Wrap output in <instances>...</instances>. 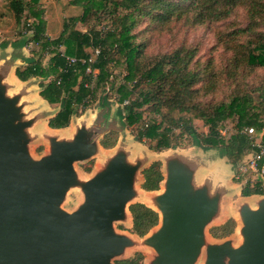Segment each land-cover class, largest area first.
Wrapping results in <instances>:
<instances>
[{"label":"trees","instance_id":"trees-1","mask_svg":"<svg viewBox=\"0 0 264 264\" xmlns=\"http://www.w3.org/2000/svg\"><path fill=\"white\" fill-rule=\"evenodd\" d=\"M65 1L80 8L81 14L64 19L54 38L45 34L43 0L6 2L18 37L12 48H25L32 42L29 57L22 59L24 65L15 69V76L21 82L39 79V97L58 106L48 120L49 128H67L72 118L80 117L95 104L108 115L112 95L120 125L134 132L135 140L150 151L180 148L185 136L192 146L216 151L239 174L242 164L257 152L256 142H264V79L256 85L250 83V78L264 69V32H255L256 26L264 24V0ZM239 9L247 14V26L217 39L223 51L220 64L214 59L203 61L196 48L183 44L142 61L149 44L144 38L149 33L207 27L225 21ZM145 20L147 27L137 33L138 24ZM78 24L84 30L77 29ZM7 46L0 42L1 49ZM94 48H99L100 54L89 64L87 59ZM67 59L76 62L68 65ZM118 65H124L127 72L120 81L112 72ZM89 66L97 71L95 77L86 74ZM199 121L207 132L195 129ZM229 123L234 126L232 132L227 131ZM105 125L100 146L113 149L119 133L113 125ZM248 128H253L252 136L244 132ZM160 166V162H154L144 170L143 190H159ZM84 171L89 173L91 169ZM236 181H245L242 197L264 195V178L241 175ZM129 212L132 232L139 237L158 224L157 213L144 205L133 204ZM234 227L230 218L209 233L223 239L233 233ZM141 260L142 255L136 254L116 264H141Z\"/></svg>","mask_w":264,"mask_h":264},{"label":"water","instance_id":"water-1","mask_svg":"<svg viewBox=\"0 0 264 264\" xmlns=\"http://www.w3.org/2000/svg\"><path fill=\"white\" fill-rule=\"evenodd\" d=\"M0 74V264H112L132 238L113 225L126 218L123 207L135 195L134 176L140 166L118 150L101 172L79 179L75 164L97 151L98 128L80 126L71 141L50 140V152L32 158L22 121L19 96L5 95ZM164 191L154 198L159 229L142 240L155 251L149 264H195L204 248V264H264V200L258 210H240L242 242L229 239L206 243L205 228L215 216L220 193L209 197L193 189L192 173L178 159L166 163ZM79 188L83 200L70 212L61 204ZM155 230V231H154ZM221 243V244H220ZM227 258V262H225Z\"/></svg>","mask_w":264,"mask_h":264},{"label":"rangeland","instance_id":"rangeland-1","mask_svg":"<svg viewBox=\"0 0 264 264\" xmlns=\"http://www.w3.org/2000/svg\"><path fill=\"white\" fill-rule=\"evenodd\" d=\"M6 2L8 0H0V41H7L8 43H13L18 39V37H15L16 30H14V21L11 17L8 16L7 14V8H6ZM43 5L45 8V14L44 17L46 19V32L45 34L50 37L54 38L56 37L59 32L61 31V26L63 20H67L70 17H78L81 14V9L77 7H72L66 2L65 0H43ZM30 23V20L29 22ZM248 23V18L247 14L242 10L239 9L237 12L226 19L225 21L219 22L214 25H209V26H203V27H197L194 29H182L180 31L176 30H169L165 31L163 33H149L144 39V41L148 42L149 44L146 45V49L144 50L143 53V58L142 61H147L153 57L156 56H161L165 53L171 52L175 47L181 46L182 44L189 47V48H196L198 51V57H200L203 61L208 60V59H214L217 64H220L223 60V51H222V43L217 44V39H220V36L223 34L230 33L236 29H243L247 26ZM147 27V20L145 22H142L141 24H138V28L136 32H140L141 30L145 29ZM77 29L82 30L83 28L81 27L80 24L77 25ZM84 30V29H83ZM255 32H264V24L256 26V31ZM30 35V34H29ZM243 39V36L238 39V41H241ZM3 43V42H2ZM143 43V42H142ZM145 45V43H143ZM25 55L29 51L24 48ZM29 55V53H28ZM9 66H2L0 67V74L1 75H6L8 72ZM8 69V70H7ZM114 79L117 81L121 80L123 77L126 76L127 72L125 71L124 65H118L116 68L112 69ZM263 78L264 79V69L259 70L256 75L252 76L250 78V83L253 85H256L258 83V80ZM39 79H35L33 82H30L31 84H34L36 87L38 86ZM264 81V80H263ZM34 86V87H35ZM34 89V94L38 92L39 88H33ZM37 91V92H36ZM36 97V96H35ZM111 102H110V111L107 112L104 109L97 108V104L93 105L89 110H87L82 117H79L78 120L74 121V123H80L81 126H85L88 124L89 127H94L95 129L98 128L96 127L95 123L97 125L99 123H105L108 124L107 127L113 125V128L116 129L119 133V138L117 141L116 146L119 144V149L123 150L125 149L128 152L129 157L134 160V163L136 162V159L138 157H142V159H145L147 155L149 154V149L147 148L146 145L142 143H138L134 136L133 133L130 129L128 128H123L120 125L119 119L116 115L117 111V106L115 103V98L114 96L111 95L110 97ZM40 98L36 97L35 99L31 98L30 103L33 105L32 107L36 108L37 111H41L42 109V104L40 103ZM260 101V100H259ZM31 107V106H30ZM96 108V109H95ZM52 110V109H51ZM147 115V114H146ZM37 117V116H35ZM89 123H92L89 124ZM43 124H38L36 128L34 129V133H42L43 129ZM195 129L199 133H204L207 132V128L202 126V123L196 122L195 123ZM104 128V125H100V130ZM233 124L229 123L228 124V132L233 131ZM227 131H221L222 134H224ZM178 134L179 132L176 131ZM101 135H99V144L101 140ZM260 139V136H258V140ZM257 140V141H258ZM260 141V140H259ZM180 148L178 151L184 154L190 151V153H194L197 155H200L206 162L210 164H215L214 166L217 167L220 172L223 173L226 177L224 180H229L230 182V176L231 173H229V168H228V162L225 159H220L219 161L216 162L217 158V153L214 151L208 152V153H203L197 148H191V142L189 138H186L183 136V138L180 140ZM45 147V144H42ZM39 145H34L30 148L31 153L33 154V158H37L34 154L37 152V154H42L38 150ZM47 149V145H46ZM38 150V151H37ZM184 150V151H183ZM116 153V152H113ZM163 154H159L158 156H154L153 159H159L162 157ZM93 160L90 161H84L78 166V170L81 172H84L85 176L84 178H89L88 174L84 170L85 169H92L97 167L104 159L105 155L104 152L99 155L97 158L94 157L92 158ZM213 161H215L213 163ZM211 165V166H212ZM234 173L232 174V176ZM79 176V175H78ZM82 176H79V179H81ZM139 178H141L139 176ZM232 180V179H231ZM234 183V182H233ZM136 185V190L139 188L140 182L138 181L137 178V183ZM237 191V190H236ZM80 196L82 197L81 190L79 188H72L70 189L64 201L61 204V208L66 211H71V208L75 206V204L78 202L80 199ZM229 199L224 201V207H225V216L230 217L233 215L234 211V205L235 202L237 201V196L234 192L230 191L229 194ZM132 204V201L129 203V205ZM212 226L210 225L206 229V243H213L212 240L210 239L208 233L209 229ZM113 228L116 233L124 232L123 235H126L127 237L130 238L129 235L126 233L132 234L130 229L128 228V225L123 224V222H116L113 225ZM122 234V233H121ZM133 235V234H132ZM142 239H137L134 242L137 243L136 246H129L125 249V252L123 255H120L119 257L111 259L112 264H116L119 261L126 260L128 258L134 257L136 254H141L142 255V260L141 264H149L150 261L153 259L155 256V251L147 246H144L142 243ZM229 241L232 242L233 246H238L239 243L241 242V238H238L235 233H233L231 236L228 237ZM221 244V243H220ZM139 245V246H138ZM138 246V247H137ZM227 262V258L224 260ZM205 262V252L204 248L202 250V253L200 256L197 258V261L195 264H204Z\"/></svg>","mask_w":264,"mask_h":264},{"label":"crops","instance_id":"crops-1","mask_svg":"<svg viewBox=\"0 0 264 264\" xmlns=\"http://www.w3.org/2000/svg\"><path fill=\"white\" fill-rule=\"evenodd\" d=\"M0 42L1 43L2 42L8 43L7 41H0ZM12 44L13 43L10 42V43H8L7 48H5V49L0 48V67L6 66V65L9 66V68H8L9 70L7 69L8 70L7 74L3 75L1 83L6 86L5 95L7 97L13 98V97L19 96L18 106L21 107V113L23 114L22 121H32L31 125L25 129V133H26L27 138L29 140L28 145H27L29 153H30L31 157L33 158L34 156L31 153L30 148L34 145H39L38 150L40 152L43 151V153L37 154V152H35L36 154H34V155L37 158H41V157L49 154V152H50V140L52 138H54L58 142H61V141L68 142L74 138L78 128L81 126L80 123H74V121L78 120L79 117L72 118V120H71V122L67 128H64V129H51V128H49L48 120L51 119L56 114V112L58 111V106H51V105L47 104L45 101H43L39 97V90H38V92L36 91L37 93L34 94L35 91L33 88H37L38 86L36 87L34 84H31L30 82H33L36 78L30 79L26 82H21L17 79V77L15 76V69L19 66L24 65V63L22 62V59L29 57V55H28V53H26L27 55H25L26 51H24V48H21V49L12 48V46H11ZM35 96L39 97L41 100L39 103V104H42V106H43L41 111H37V109L32 107L33 105H31V103H30L31 98L35 99L36 98ZM35 116H37V117H35ZM80 117H82V116H80ZM38 124H43L42 125L43 126L42 133H38V132L34 133V129L36 128V126H38ZM89 124L92 125V123H89ZM88 126H89L88 124L85 125L86 128H88ZM97 142H98V148H97L96 154L92 158H94V157L97 158L99 155H101L104 152L105 159L99 165H97V167L94 168V170L91 169V171L89 172L90 174H88V176H92L95 173L103 171L105 169L106 165L108 164V162L111 160V157H113L115 155V153H113V152H117L118 150H121V149H119L120 148L119 144L117 146H115L113 149H103L99 144V137L97 139ZM42 144H45V147H42V146H44ZM46 145H47V149H46ZM191 148H197L203 153L211 152V151H203L200 148L195 147V146H192ZM179 149H182V148H177L174 150H166V151H163L160 153H155V152H152L149 150L150 152L147 155V157H145V159H142V157H138L136 159V161H139L141 163H140V166H139V168H138V170L134 176L135 195H134V198L132 200L131 205L141 204V205H144L145 207L151 209V207L149 205H147V203L149 201H153L156 196L163 193L164 183H165L166 174H167L166 163H167L168 159L175 158V159H178V161L182 164V166H184L187 170H189L192 173L191 185H192L193 189L197 190V189L205 188L209 197H214L216 194L220 193L218 210H217L215 216L213 217V219L206 226L205 233H206V229L210 225L212 226L211 228L219 227V226L225 224V222L231 218L235 222V227H234L233 233L236 234V229L238 228V226L241 225V228H242V222H241V218H240L241 208L243 206H247L252 211L258 210L259 204L264 200V195H261V196L252 195L249 197H242L241 196V190L243 188L245 181H242L239 183L233 178L234 175L232 176V174L234 173V170L229 163L227 166L229 168V173H231L230 182H229V180H224V178L226 176L220 172L221 170H219L217 167L214 166L215 164L212 165V164L206 162L200 155L190 153L189 150H188V152H186L184 154L185 151L183 150L184 152L181 153L178 151ZM123 151L127 155V158H126L127 162L130 163L131 165L134 164V160H132L129 157L128 152L125 149H123ZM214 152H216V151H214ZM159 154L160 155L163 154L161 158L153 159L154 156H158ZM37 158H35V159H37ZM92 158L89 160H86V161L93 160ZM220 159H225V158H220L219 155L217 154L216 162L219 161ZM154 162H160V164H161L160 172L162 175V181L159 184V190H157V191H145L142 189V184L144 183L143 172ZM214 162L215 161H213V163ZM81 163L82 162L75 164V169H76L77 174L79 176H82L81 179L86 180V178H84V176H85L84 172H81L80 170H78V166ZM139 176L141 178H139ZM137 178H138V181L140 182L138 190H136V185H138V184H136ZM263 188H264V183H263ZM230 191L234 192L236 194V196H237L236 200L237 201L235 202V205L233 206L234 207L233 215H231L230 217L229 216L226 217L225 216L226 210L224 207V201L228 200L230 198L229 197ZM82 200H83V197L80 196V199L75 204V206L73 208H71V211L76 209L78 207V205L81 204ZM151 210H153V209H151ZM153 211L157 213L158 223H159L160 216H159L158 210L157 211L153 210ZM127 213H128V215H127L128 217L126 216L125 220L119 221V222H123V224H125V225H128V228L130 229V231L133 235L129 234V233H126V234L129 235L130 238H132L135 241L137 239L143 238L144 236L139 237L132 232V226H133L132 216H131L128 208H127ZM156 227L157 226H155L154 228H156ZM154 228H152L151 230H153ZM210 229H209V231H210ZM120 233H124V232H120ZM208 235H209L210 239H212V240H220V239L213 238L210 235V233H208ZM231 235H229V236H231ZM228 237H226V238L228 239ZM226 238H223V239H226ZM136 245H137V243H136Z\"/></svg>","mask_w":264,"mask_h":264},{"label":"built area","instance_id":"built-area-1","mask_svg":"<svg viewBox=\"0 0 264 264\" xmlns=\"http://www.w3.org/2000/svg\"><path fill=\"white\" fill-rule=\"evenodd\" d=\"M31 46L32 42H28L25 48L28 50ZM99 54V48L92 49L87 59V63L92 64ZM75 62L76 61L74 59H67L68 65L74 64ZM86 74L95 77L97 71L92 70L89 66L86 69ZM244 132L249 136H252L254 134L253 128L245 129ZM255 146L257 148V152L250 156L249 159L244 164H242V166L239 168V174L234 173L233 178L235 180H238L241 175L252 176V178H255L256 176H259L262 179L264 178V142L258 141L256 142Z\"/></svg>","mask_w":264,"mask_h":264},{"label":"bare ground","instance_id":"bare-ground-1","mask_svg":"<svg viewBox=\"0 0 264 264\" xmlns=\"http://www.w3.org/2000/svg\"><path fill=\"white\" fill-rule=\"evenodd\" d=\"M147 205H149L151 207V209L153 210H156L157 211V208H156V205H155V202L154 201H149L147 203ZM127 204L123 207V211H124V214L127 216L128 213H127ZM128 217V216H127ZM160 226H158L155 230L159 229ZM240 229H241V225L238 226V228L236 229V236H238V238H241V241H242V237H241V234H240ZM154 230V231H155ZM241 243V242H240Z\"/></svg>","mask_w":264,"mask_h":264}]
</instances>
